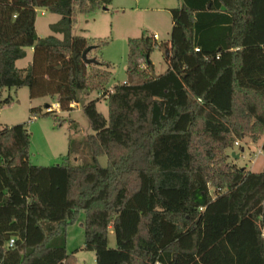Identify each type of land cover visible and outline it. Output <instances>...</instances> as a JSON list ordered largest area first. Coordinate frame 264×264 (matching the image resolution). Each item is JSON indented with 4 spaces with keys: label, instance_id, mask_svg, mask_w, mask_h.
I'll use <instances>...</instances> for the list:
<instances>
[{
    "label": "trees",
    "instance_id": "trees-1",
    "mask_svg": "<svg viewBox=\"0 0 264 264\" xmlns=\"http://www.w3.org/2000/svg\"><path fill=\"white\" fill-rule=\"evenodd\" d=\"M111 1L0 0V108L11 88L62 111L101 95L83 108L92 164H72L70 145L63 164L33 165L27 124H0V264H75L67 227L80 211L96 264H264V171L237 168L226 152L264 133V0H180L170 10L168 69L152 75L153 36L130 39L129 81L109 89L110 65L83 59L99 46L72 29L78 12ZM39 8L60 15L51 30L62 39L38 36ZM27 48L33 61L20 69ZM162 175L185 176L182 202H153Z\"/></svg>",
    "mask_w": 264,
    "mask_h": 264
},
{
    "label": "rangeland",
    "instance_id": "rangeland-1",
    "mask_svg": "<svg viewBox=\"0 0 264 264\" xmlns=\"http://www.w3.org/2000/svg\"><path fill=\"white\" fill-rule=\"evenodd\" d=\"M181 5L180 0H112L107 8L95 9L89 14L77 13L72 33L82 35L94 41L99 46L90 56L108 63L112 72L108 88L129 81L128 56L129 40L142 36L157 34V46L150 55L154 64L152 75L158 76L168 69L166 52L173 28L170 10ZM42 12L44 14H42ZM60 19V15L51 13L45 8H39L37 13L38 36L42 38L55 33L51 25ZM167 46V48H166ZM30 53V48L27 49ZM31 57L24 58L18 67H28ZM112 91V90H110ZM100 92L81 95L79 103L71 111L57 114L45 113L46 104L56 103L50 97L30 98L27 87L11 88L3 91V98L10 97V103L0 108V124L14 126L26 123L30 133L29 161L33 165L53 166L65 162L70 145L72 154L70 162L74 165L92 164V156L85 145L89 134L94 133L85 115L84 106L100 98ZM39 108L37 116H33L31 108ZM97 109L108 117V101L101 98ZM57 115V117H56ZM264 133L254 139L251 135L238 138L233 147L226 152L228 162L237 168L250 172L264 171V152L262 144ZM99 161L106 166L108 159L101 156ZM186 178L180 175H162L153 180V202L171 204V201L182 202L186 197ZM171 206V205H169ZM85 212L80 211L76 220L67 227V253L74 257L75 264H96L94 251L84 249L85 244ZM109 247H116V237L113 230L108 234Z\"/></svg>",
    "mask_w": 264,
    "mask_h": 264
},
{
    "label": "built area",
    "instance_id": "built-area-1",
    "mask_svg": "<svg viewBox=\"0 0 264 264\" xmlns=\"http://www.w3.org/2000/svg\"><path fill=\"white\" fill-rule=\"evenodd\" d=\"M153 38L155 40L159 39L157 34H153ZM45 112L46 113H52V114L59 113L60 112V104L58 102H56V103L46 105ZM14 244H15V240L11 239L9 244H8V247L12 248L14 246Z\"/></svg>",
    "mask_w": 264,
    "mask_h": 264
},
{
    "label": "crops",
    "instance_id": "crops-1",
    "mask_svg": "<svg viewBox=\"0 0 264 264\" xmlns=\"http://www.w3.org/2000/svg\"><path fill=\"white\" fill-rule=\"evenodd\" d=\"M106 9V8H105ZM37 13H38V9H37ZM42 14H44L43 12H42ZM60 20V19H59ZM58 20V21H59ZM37 21V20H36ZM58 21H56V22H58ZM55 22V23H56ZM54 24V23H53ZM36 27H37V23H36ZM56 37H58V38H60V39H62L63 38V35H61V34H54ZM40 38H42L41 36H39ZM90 39V38H89ZM28 49V48H27ZM26 49V53H27V55H26V57L25 58H27V57H31V61H30V63L29 64H31L32 63V61H33V57H34V49L33 48H30V50H31V52L29 53L28 52V50ZM23 59H21V60H18L17 62H16V66L18 67V63L20 62V61H22ZM152 62V61H151ZM153 63V62H152ZM30 66V65H29ZM28 66V67H29ZM18 68H20V67H18ZM26 67H24V68H20V69H25ZM78 103H76V104H72V106H74V109H75V105H77ZM46 105H48V104H46Z\"/></svg>",
    "mask_w": 264,
    "mask_h": 264
},
{
    "label": "water",
    "instance_id": "water-1",
    "mask_svg": "<svg viewBox=\"0 0 264 264\" xmlns=\"http://www.w3.org/2000/svg\"><path fill=\"white\" fill-rule=\"evenodd\" d=\"M91 50V47H89L87 50L84 51L83 53V59L87 62V63H97L96 59L95 58H88V53L89 51ZM170 55V52L167 51L166 52V56L168 57Z\"/></svg>",
    "mask_w": 264,
    "mask_h": 264
}]
</instances>
